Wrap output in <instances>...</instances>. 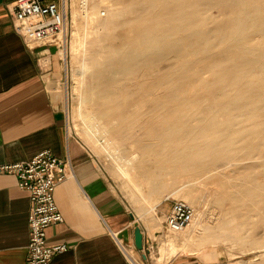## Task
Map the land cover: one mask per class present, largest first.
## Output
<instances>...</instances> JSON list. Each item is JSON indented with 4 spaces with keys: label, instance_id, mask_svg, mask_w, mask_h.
<instances>
[{
    "label": "bare ground",
    "instance_id": "obj_1",
    "mask_svg": "<svg viewBox=\"0 0 264 264\" xmlns=\"http://www.w3.org/2000/svg\"><path fill=\"white\" fill-rule=\"evenodd\" d=\"M112 9L94 41L100 49L82 66L92 80L80 99L87 137L150 205L186 188L184 201L196 207L191 185L205 182L197 234H187L191 224L168 242L187 235L182 255L264 251V234L255 235L264 231V0ZM166 62L175 65L160 71Z\"/></svg>",
    "mask_w": 264,
    "mask_h": 264
},
{
    "label": "crops",
    "instance_id": "obj_2",
    "mask_svg": "<svg viewBox=\"0 0 264 264\" xmlns=\"http://www.w3.org/2000/svg\"><path fill=\"white\" fill-rule=\"evenodd\" d=\"M16 1L0 0V166L29 162L43 151L70 163L67 179L55 192L63 221L46 231L50 246L68 250L49 264H131L122 247L144 262L135 247V223L144 249L156 240L114 192L90 150L69 134L64 102L51 91L43 68L47 59L56 68L54 49L31 48L16 33ZM46 49L49 55L43 58ZM30 209L29 194L17 178L0 174V264H27ZM169 211L160 215L166 218ZM168 264L200 263L175 259Z\"/></svg>",
    "mask_w": 264,
    "mask_h": 264
},
{
    "label": "rangeland",
    "instance_id": "obj_3",
    "mask_svg": "<svg viewBox=\"0 0 264 264\" xmlns=\"http://www.w3.org/2000/svg\"><path fill=\"white\" fill-rule=\"evenodd\" d=\"M80 1L82 0H68L69 19L65 49L50 47L54 49L51 56L56 59L54 62L56 68H53V62L50 64L48 59L44 62L43 68L45 69V74L49 75L46 79L51 91L54 95H58L64 102L69 134L80 140L90 150L93 157H95L99 163L102 172L109 179L114 192L122 199L127 208L135 215L136 219L141 221L145 227L149 228L151 235L156 240L154 251H152L150 255L147 254L149 257V264H168L175 259H190L198 261L200 264H264V251L262 250H259V252L247 251L238 253L235 256H228L226 255L225 250H223L222 255H218L209 261L205 260L200 255H182L181 245L184 242L183 240L188 238L187 235H185L183 239L177 241L174 248L168 245V242L174 235L173 233L162 234L165 217L161 216L160 212L171 208L174 201H184L182 195L186 188L182 191H177L176 189L177 192L172 194V196H169L167 198L168 200L165 198L157 205H150L144 200L143 196H140L139 192H136L135 187L132 185L129 178L120 174L117 170L115 161L109 154V151H103L101 148L95 147V141L87 137L89 133L86 132L88 130L84 119H82L83 116H80V110L83 111L85 106H83L84 104L82 105L80 99L83 87L87 84H91L92 80L88 74H85L82 71L83 61L87 59L91 53L97 52L100 49V47L98 48V46L94 45V41L97 37H100L103 34L100 30V24L107 18L109 11H111L112 8V10H114L127 6H136L141 0H86L88 11L89 13L91 12L90 18L83 17V9L80 6ZM96 13H98L99 17ZM210 14L213 17L221 19L216 10H212ZM170 65L174 66L175 63H164L160 66V71H165V69L167 70L172 67ZM79 103L81 105H79ZM103 142L104 139H101V145H104ZM226 172H229V170ZM134 175V172L130 173L132 179ZM191 183H194L193 180ZM192 185L191 192H196L199 197L198 203L194 208L197 213L205 211V208L207 207L206 205H208V193L206 191L205 182H199ZM182 186L183 184H181V187ZM144 190L145 193L146 189ZM136 196H138V198ZM139 198L142 202L139 201ZM194 224L189 227L190 232L187 233L193 237L197 234L196 231L198 230ZM263 234V229H259L255 233L256 238H261Z\"/></svg>",
    "mask_w": 264,
    "mask_h": 264
},
{
    "label": "built area",
    "instance_id": "obj_4",
    "mask_svg": "<svg viewBox=\"0 0 264 264\" xmlns=\"http://www.w3.org/2000/svg\"><path fill=\"white\" fill-rule=\"evenodd\" d=\"M81 7H87V1H80ZM14 29L22 36L27 46L55 47L65 49L67 43V25L69 19L68 0H17L13 5ZM49 51L42 54L47 58ZM70 163L55 158L50 151H43L29 162L0 166V174L13 175L18 186L29 194L31 209L29 212L30 242L27 264H49L55 255L68 250L66 245L50 246L46 231L63 221L56 200L58 186L68 177ZM195 208L184 201H174L163 224L162 234L182 232L194 221ZM156 241L143 249L144 262L137 261L131 254L123 251L131 264H149Z\"/></svg>",
    "mask_w": 264,
    "mask_h": 264
},
{
    "label": "water",
    "instance_id": "obj_5",
    "mask_svg": "<svg viewBox=\"0 0 264 264\" xmlns=\"http://www.w3.org/2000/svg\"><path fill=\"white\" fill-rule=\"evenodd\" d=\"M134 236H135V247L139 251H143V249H144L143 234H142L141 228L139 227V224L137 222L135 223Z\"/></svg>",
    "mask_w": 264,
    "mask_h": 264
}]
</instances>
